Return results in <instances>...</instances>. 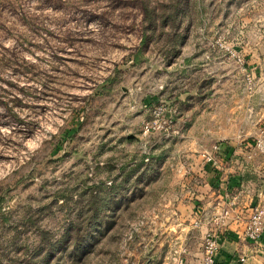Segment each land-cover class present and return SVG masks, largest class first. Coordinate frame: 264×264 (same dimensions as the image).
<instances>
[{
    "label": "rangeland",
    "instance_id": "obj_1",
    "mask_svg": "<svg viewBox=\"0 0 264 264\" xmlns=\"http://www.w3.org/2000/svg\"><path fill=\"white\" fill-rule=\"evenodd\" d=\"M263 128L264 0H0V264H145L188 143Z\"/></svg>",
    "mask_w": 264,
    "mask_h": 264
},
{
    "label": "crops",
    "instance_id": "obj_2",
    "mask_svg": "<svg viewBox=\"0 0 264 264\" xmlns=\"http://www.w3.org/2000/svg\"><path fill=\"white\" fill-rule=\"evenodd\" d=\"M196 126L194 121L192 127ZM196 141L199 143L197 138L188 143L190 152H184L182 162L178 163L181 170L187 173V178L178 185V195L173 198L179 212L173 229L179 230L183 225L184 233L181 230L173 233L166 247H155L154 243L151 249L142 251L145 264H175V251L181 245L187 248L185 264H202L203 236L215 230L213 218L219 214L220 206L232 197L236 199L240 216L237 219L230 214L226 226L219 230L220 249L216 263L238 264V257L243 256V264H264V231L256 242L244 236L245 219L255 207L264 204V155L253 153L249 141L237 140L236 143L230 142V145L228 142L219 143L220 151L214 154V162H209L206 153L210 147L200 151ZM154 146L158 154L169 156L165 145L154 143ZM175 147L180 148V144L177 142ZM193 150L200 152L196 154ZM197 209L202 210L209 223L194 226Z\"/></svg>",
    "mask_w": 264,
    "mask_h": 264
},
{
    "label": "built area",
    "instance_id": "obj_3",
    "mask_svg": "<svg viewBox=\"0 0 264 264\" xmlns=\"http://www.w3.org/2000/svg\"><path fill=\"white\" fill-rule=\"evenodd\" d=\"M155 105H144L148 111L149 118H143L140 121L141 134L143 136H150L157 133H164L166 135L178 134V130L175 128L177 107L171 105L169 102L159 101ZM249 144L253 147V153H259L264 155V128L261 129L259 135L255 137ZM146 143L144 144V147ZM220 151V144L214 143L211 146V151L206 153V159L209 162H214V154ZM148 155V152L146 154ZM145 161L149 158L146 156ZM110 184V181L107 182ZM225 205L220 206L219 214L213 218L212 222L216 227L213 232H206L203 236V256L202 264H217L216 256L220 249V242L218 239L219 230L226 226V219L230 214H233L235 218L239 219L240 213L237 209V203L235 197L227 199ZM209 223V219L205 217L202 210L196 211V219L194 226L200 227L205 223ZM264 231V204L259 205L253 209L250 215L245 219L244 223V236L247 240L256 242ZM175 258V264H185L184 255L187 253V248L181 246L177 251ZM238 264H243L245 258L239 256Z\"/></svg>",
    "mask_w": 264,
    "mask_h": 264
}]
</instances>
